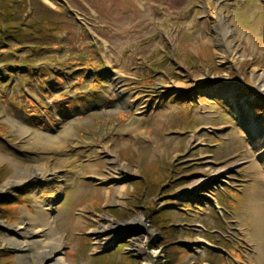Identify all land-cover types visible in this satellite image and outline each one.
<instances>
[{"label": "rangeland", "instance_id": "374dc122", "mask_svg": "<svg viewBox=\"0 0 264 264\" xmlns=\"http://www.w3.org/2000/svg\"><path fill=\"white\" fill-rule=\"evenodd\" d=\"M169 1L171 8L148 0H55L56 7L51 0H20L1 10L3 26L18 14L33 30L47 28L28 35L0 25L1 157L37 171L43 154L23 144L37 133L68 129L71 144L78 136L86 143L81 160L69 158L67 165L76 161L79 175L20 178L12 164L0 163V196L10 198H0V264H26L16 246L45 212L59 234L40 240L57 243L63 235L59 257L70 264H258L237 230H253L261 214L250 192L264 176V148L255 142L256 127L264 132V0H219L209 3L210 13L180 10L190 0ZM34 7L43 20L30 14ZM213 7L241 44L235 58L233 46L215 41ZM124 10L130 17L118 29L111 19ZM139 121L142 136L129 132ZM122 125L129 130L117 133ZM157 146L162 152L155 157ZM221 168L227 173L213 179ZM115 173L121 178L108 180ZM118 186L126 187L120 199ZM140 217L142 223L119 228ZM26 218L33 221L25 226ZM106 225L112 227L99 236ZM236 235L240 247L232 243Z\"/></svg>", "mask_w": 264, "mask_h": 264}, {"label": "bare ground", "instance_id": "6f19581e", "mask_svg": "<svg viewBox=\"0 0 264 264\" xmlns=\"http://www.w3.org/2000/svg\"><path fill=\"white\" fill-rule=\"evenodd\" d=\"M175 9L176 8H173L172 13H175L176 11ZM220 12L221 11L219 9H216L215 7H213V13L217 15V18H218V20H216L215 22L217 24L216 29L218 31L215 34V41H217V39L218 41L221 39V41L224 43V46L226 48H230L233 46L234 49H233L232 56L233 58H235L237 51L241 47V44L239 45L234 44V39H231L232 32L230 31V27L224 22V20L220 19L221 18ZM111 13L113 12L111 11ZM121 14H122L121 18L118 16L117 18L111 19L113 24L118 29H123L127 25V19L130 17L129 11L124 10ZM208 21L209 20H207L206 22L207 25H208ZM193 29H195V27H193ZM235 35L237 34L235 33ZM220 45L222 46L223 44H220ZM113 88H114V85H111L110 90H112ZM246 101H247L246 99H242L237 104L238 107H243ZM130 103L131 102H129V104ZM237 113L239 114V112ZM158 117H159V114L157 115L156 118ZM142 122L143 121H139L137 124H134L132 126V129H130L129 132L136 133L138 136H142V132H141L143 131L141 130ZM15 128H17V126ZM111 130L113 131V133L117 132L121 134V133L127 132L129 130V126L127 125L125 129V125H122L121 127L117 129L116 132L113 128ZM257 130H258V133H256L257 138H255V142L257 143L258 149H262L264 148V142H261L262 139L258 140V138L260 137L264 138V132L262 133L260 129L256 127V131ZM19 132L22 135H24L28 132V130H26L25 128H21ZM72 133L73 132L69 131L68 129H64L60 134L56 136L43 134V133H37L34 138H29L26 142H23L24 146H26L31 151L40 152L41 154L42 153L45 154V155L43 154V156L39 158V160L43 162V166L42 168H39L37 171H33L31 169L32 165H27L24 168H22L21 166L16 167L15 165H18L19 163L14 161L12 158L3 159L1 157L2 155L1 153H0V163L7 161L8 163L12 164L16 170V175L20 178L30 177L37 173H41V177L48 179V180L52 179L53 177H56L57 172L72 173L73 175H79L81 171L74 169L76 161L74 162L72 166H67V165L71 163L69 158L73 159L72 161L81 160L82 149L84 148V144L82 143H86V141H84L83 138H76L75 143L71 144L70 141H71ZM31 139H35V142L30 143ZM190 141L191 139L189 140V142ZM101 142L104 143L103 141ZM99 143L100 142H98V144ZM154 143L160 145L159 142H154ZM104 145L105 146L103 147H106V148L105 149L102 148V149L107 150L110 153H112V151L110 150L111 149L110 144L104 143ZM21 149H26V148L22 147ZM67 151H74L75 154L73 155L69 154L67 153ZM93 152L94 150L88 155V158L90 161L92 159V157L90 156ZM62 156L66 157L67 159L59 160L58 162H56L57 157L61 158ZM154 156L156 157V154H154ZM110 162L114 164V163H117V160L113 158L111 159ZM92 167L94 166L92 165L89 169L90 170L93 169ZM118 167L120 168V170L122 171L124 170L122 169V165H119ZM255 168L257 169V171L262 170L260 166H255ZM114 169L119 170L117 169V166ZM227 170L228 169H224V168L218 169L215 172L213 179L219 178L221 175H225L227 173ZM90 173L93 175H96V174L99 175L95 170H92V172ZM118 175L119 173H115L108 180H114V179L121 178V176H118ZM199 181L205 182L206 180L205 181L199 180ZM199 181L189 185V187L190 188L194 186L196 187L200 183ZM109 188H110L109 189L110 191L111 188L113 187H109ZM125 190H126L125 186L116 187L117 192H116L115 198L120 199L122 196H124ZM183 192H187V191H183ZM250 194L253 196L254 203L256 204L261 214L258 216V213H257V217L255 221V228L252 231H246V237L248 241L253 245L255 259L257 260L258 264H264V176L262 175L259 176L258 181L254 184V188L251 190ZM7 196L5 198L10 199ZM82 218L83 216H80V219L78 220V224L81 223ZM141 219H142L141 217L135 218L131 220L129 224H124L122 226H119V228L123 229L127 226L134 225V224L138 225L142 221ZM30 221H33V220L26 218L23 224L26 226L27 223H29ZM25 226L23 227L24 229L26 228ZM37 226H40L43 229L40 231L37 228ZM111 227L106 225L102 229L96 230V232L100 236L103 232H105ZM31 231L30 232L26 231L27 233H29L30 237H26L24 236V234L21 233V235L24 238V241H19L18 245L16 246L19 250L24 251L23 254H25L24 257H25L26 264H67L69 263L66 258L67 256L59 257L63 250V245L65 244L63 235L56 238L57 243L50 241L45 245L44 242L40 240L41 238L49 234L52 237H55L57 236V234H59L58 233L59 229L56 227L55 221L53 222L52 217L49 213L45 212L44 218L40 217L39 219H37L35 222V228H33ZM10 240L11 239H9V241ZM14 245H16V243H14Z\"/></svg>", "mask_w": 264, "mask_h": 264}, {"label": "trees", "instance_id": "16d2710c", "mask_svg": "<svg viewBox=\"0 0 264 264\" xmlns=\"http://www.w3.org/2000/svg\"><path fill=\"white\" fill-rule=\"evenodd\" d=\"M3 196H0L1 199L5 200V202L7 203L8 202V199L7 198H2Z\"/></svg>", "mask_w": 264, "mask_h": 264}]
</instances>
